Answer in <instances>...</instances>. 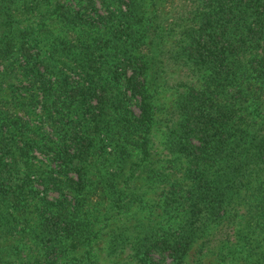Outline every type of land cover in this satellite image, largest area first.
<instances>
[{"label":"trees","instance_id":"1","mask_svg":"<svg viewBox=\"0 0 264 264\" xmlns=\"http://www.w3.org/2000/svg\"><path fill=\"white\" fill-rule=\"evenodd\" d=\"M168 1L0 0V264H264V0Z\"/></svg>","mask_w":264,"mask_h":264},{"label":"rangeland","instance_id":"2","mask_svg":"<svg viewBox=\"0 0 264 264\" xmlns=\"http://www.w3.org/2000/svg\"><path fill=\"white\" fill-rule=\"evenodd\" d=\"M97 5H98V3H97ZM176 7V8H178V5L175 3V1L174 0H172V2H166V4L163 6V7H161V9L162 10H165L167 7H170V8H173V7ZM169 73L170 74H172V75H176V77L177 76H179V68H177L176 66H173L170 70H169ZM132 109L136 112V105L135 104H133L132 105ZM37 155H39L38 153H37ZM49 194H53L52 192H50Z\"/></svg>","mask_w":264,"mask_h":264}]
</instances>
